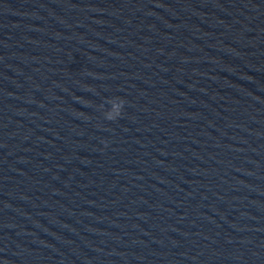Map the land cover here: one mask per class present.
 Segmentation results:
<instances>
[{
    "label": "water",
    "instance_id": "water-1",
    "mask_svg": "<svg viewBox=\"0 0 264 264\" xmlns=\"http://www.w3.org/2000/svg\"><path fill=\"white\" fill-rule=\"evenodd\" d=\"M0 264H264V0H0Z\"/></svg>",
    "mask_w": 264,
    "mask_h": 264
},
{
    "label": "clouds",
    "instance_id": "clouds-1",
    "mask_svg": "<svg viewBox=\"0 0 264 264\" xmlns=\"http://www.w3.org/2000/svg\"><path fill=\"white\" fill-rule=\"evenodd\" d=\"M105 103L109 106L107 110L104 109L103 105L100 106L104 120L109 122L118 120L122 116L126 101L120 97H112L107 99Z\"/></svg>",
    "mask_w": 264,
    "mask_h": 264
}]
</instances>
